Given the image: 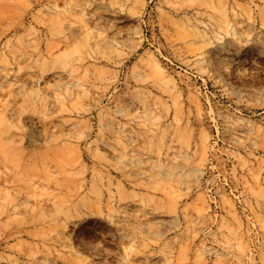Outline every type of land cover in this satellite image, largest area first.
I'll return each instance as SVG.
<instances>
[{
  "label": "rangeland",
  "instance_id": "rangeland-1",
  "mask_svg": "<svg viewBox=\"0 0 264 264\" xmlns=\"http://www.w3.org/2000/svg\"><path fill=\"white\" fill-rule=\"evenodd\" d=\"M260 10L0 0V264H264Z\"/></svg>",
  "mask_w": 264,
  "mask_h": 264
},
{
  "label": "bare ground",
  "instance_id": "bare-ground-1",
  "mask_svg": "<svg viewBox=\"0 0 264 264\" xmlns=\"http://www.w3.org/2000/svg\"><path fill=\"white\" fill-rule=\"evenodd\" d=\"M259 17L261 18V20L263 21L264 20V10H260L259 11ZM250 16H251V13H250ZM201 36L203 38H206L207 39V36L203 33H200ZM213 36L216 40H220L221 39V34L217 33V32H213ZM150 64V66L157 72L159 73V75H161L162 77H167L166 73H165V70L163 69V67L159 64V62L154 58V57H149L148 60H147ZM165 79V78H164ZM165 84H170L171 88H174V83L172 82V79L171 78H167L165 79ZM187 174L193 176L195 179V177L197 178L198 174L201 175V170L197 167H194V168H190L187 170ZM194 182V180H192Z\"/></svg>",
  "mask_w": 264,
  "mask_h": 264
}]
</instances>
